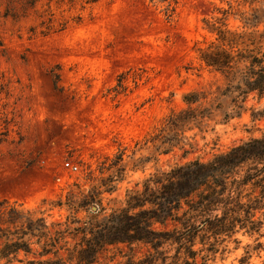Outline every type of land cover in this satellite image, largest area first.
<instances>
[{
  "label": "rangeland",
  "instance_id": "rangeland-1",
  "mask_svg": "<svg viewBox=\"0 0 264 264\" xmlns=\"http://www.w3.org/2000/svg\"><path fill=\"white\" fill-rule=\"evenodd\" d=\"M229 5L230 29H245L237 11L252 7L264 21L262 1L0 0V199L47 225H83L124 206L150 175L261 136L264 95L226 91L225 77L199 56L215 42L203 19ZM188 92L198 101L186 104ZM203 108L204 117L177 131V146L156 151L171 114ZM110 175L117 178L106 191ZM95 191L97 203L81 206ZM221 247L206 264H241L245 256L242 264H264V225ZM146 250L109 246L98 258L113 264Z\"/></svg>",
  "mask_w": 264,
  "mask_h": 264
},
{
  "label": "trees",
  "instance_id": "trees-1",
  "mask_svg": "<svg viewBox=\"0 0 264 264\" xmlns=\"http://www.w3.org/2000/svg\"><path fill=\"white\" fill-rule=\"evenodd\" d=\"M261 1L243 0L250 6ZM230 10L232 5L220 11L221 17L203 19L215 42L200 50V59L225 77L226 91L244 98L252 92L262 97L264 29L259 31L258 25L264 26V21L252 7L251 12L237 11L245 29H230L225 22ZM198 98L197 92H188L183 101L191 105ZM207 111L171 114L154 138L156 151L169 153L179 142L177 131ZM114 178L103 180L106 191L114 188ZM99 193L83 196L81 206L97 203ZM263 225L264 133L210 160L195 159L150 175L141 189L127 193L124 206L83 225L78 219L47 225L44 217L34 218L0 199V262L104 264L98 256L109 246L142 244L147 249L143 255L124 254L113 264H199V255L201 264H206L225 249L221 245L228 238L239 232L259 234ZM67 237L74 240L71 246ZM196 244L201 247L194 249ZM247 258H241V264Z\"/></svg>",
  "mask_w": 264,
  "mask_h": 264
},
{
  "label": "built area",
  "instance_id": "built-area-1",
  "mask_svg": "<svg viewBox=\"0 0 264 264\" xmlns=\"http://www.w3.org/2000/svg\"><path fill=\"white\" fill-rule=\"evenodd\" d=\"M64 165L66 168H68L69 170H72V171L77 169V167L75 165L71 164L70 162H65Z\"/></svg>",
  "mask_w": 264,
  "mask_h": 264
}]
</instances>
